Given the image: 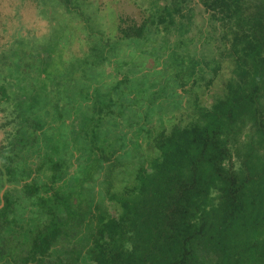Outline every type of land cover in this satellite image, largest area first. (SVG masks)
<instances>
[{
	"label": "trees",
	"instance_id": "obj_1",
	"mask_svg": "<svg viewBox=\"0 0 264 264\" xmlns=\"http://www.w3.org/2000/svg\"><path fill=\"white\" fill-rule=\"evenodd\" d=\"M36 4L47 41L0 48V264H264V0H155L114 39ZM123 102L161 110L91 116Z\"/></svg>",
	"mask_w": 264,
	"mask_h": 264
},
{
	"label": "rangeland",
	"instance_id": "obj_2",
	"mask_svg": "<svg viewBox=\"0 0 264 264\" xmlns=\"http://www.w3.org/2000/svg\"><path fill=\"white\" fill-rule=\"evenodd\" d=\"M90 1L95 2L98 7V16L96 17L100 18V23L97 27L103 30L105 29V35L110 37V39L119 36L118 31L115 30L116 23H119V25L124 28L134 23H142L147 18L146 16L148 14L152 16V12L156 9L154 6L155 0ZM36 3L37 0H0V48L8 47L15 38L24 39L32 44H34V42L39 43L40 41V43H43L47 41L50 23L46 19L40 17ZM112 4L115 6L114 10L112 9ZM131 4L137 7L141 5L142 9L134 7ZM112 12H114V14H112ZM50 40L49 38V41ZM127 45L128 44H126V46H124V44L120 45L121 50L124 51ZM87 47L85 38L81 34H77L72 39L70 46L66 48L72 52H79L81 50H86ZM131 48V51L136 53L140 45H134L131 46ZM143 48L145 49L146 46ZM127 64H136L140 68H149L156 64V59L155 57H139L138 59L134 58L127 60ZM105 88H107V85ZM116 107L118 106H114L113 108ZM13 127L14 123H8V119L0 113V147L8 143L9 136L11 132H13ZM16 238L18 237L11 236L13 240Z\"/></svg>",
	"mask_w": 264,
	"mask_h": 264
},
{
	"label": "flooded vegetation",
	"instance_id": "obj_3",
	"mask_svg": "<svg viewBox=\"0 0 264 264\" xmlns=\"http://www.w3.org/2000/svg\"><path fill=\"white\" fill-rule=\"evenodd\" d=\"M130 3V2H129ZM131 5H133V4H131ZM134 6V5H133ZM134 7H137V6H134ZM114 8H115V6H114V4H112V9L114 10ZM137 8H140V9H142V6L140 5V6H138ZM127 12V11H126ZM144 13H146V12H144ZM112 14H114V12H112ZM200 13L199 12H195V15H199ZM147 18H149L150 17V15L148 14L147 16H146ZM116 18V17H115ZM146 18V19H147ZM145 19V20H146ZM144 20V21H145ZM144 21L142 22V23H134V24H132L131 26H128V27H131V28H134V27H139V26H141L143 23H144ZM120 27H122L121 25H119V23L117 24H115V30H117L118 31V33H119V29H120ZM122 28H124V27H122ZM126 28V27H125ZM134 46L133 44H128L127 45V48L124 50V51H127V49H132L130 46ZM124 46H126V44H124ZM193 47V46H192ZM199 47H201V46H199ZM141 48H143V45L142 46H140V48H139V50L133 55V56H127V58H125V62H126V64H127V60H130V59H134V58H136V59H138L139 57H143L142 55H139L140 54V49ZM151 67V66H150ZM202 92V94H201V103H202V105L203 106H208L209 104H210V97H209V95L211 94L209 91H204V90H201ZM178 92L179 93H181V91L180 90H178ZM186 99H183V102H182V104L184 105L185 103H186ZM98 103H100V102H98ZM101 103H106V100H101ZM159 103H161V100L159 101ZM151 109H153V110H161V107H145V106H136V105H131V104H129L128 102H123L120 106H118V107H116V108H113V107H106V106H95V107H91L89 110H92L93 111V114H95V115H91V116H93L94 117V119L96 120V121H99V120H101V121H108V120H110L111 119V117H112V115H113V111H116L117 113L119 112V111H122V112H124L125 114H128L129 113V111L128 110H143V114L145 113V111L146 110H151ZM82 110H86L85 108H83ZM77 111V110H76ZM75 110H72L71 112H73V114H74V112H76ZM157 115H158V113H157ZM84 116H87V114H86V112H84V113H82V112H80L79 114H78V117H84ZM104 116V117H103ZM155 117H157V116H155ZM74 119V118H73ZM1 195V194H0ZM6 235V234H5Z\"/></svg>",
	"mask_w": 264,
	"mask_h": 264
},
{
	"label": "water",
	"instance_id": "obj_4",
	"mask_svg": "<svg viewBox=\"0 0 264 264\" xmlns=\"http://www.w3.org/2000/svg\"><path fill=\"white\" fill-rule=\"evenodd\" d=\"M2 196H3V193H1L0 198H2ZM3 205H4V203H3V201L1 200V203H0V209L3 207Z\"/></svg>",
	"mask_w": 264,
	"mask_h": 264
}]
</instances>
